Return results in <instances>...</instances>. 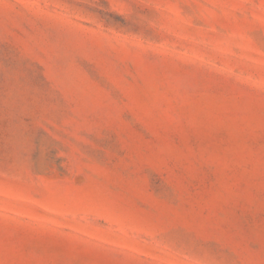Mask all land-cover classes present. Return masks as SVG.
<instances>
[{"label":"rangeland","instance_id":"rangeland-1","mask_svg":"<svg viewBox=\"0 0 264 264\" xmlns=\"http://www.w3.org/2000/svg\"><path fill=\"white\" fill-rule=\"evenodd\" d=\"M0 264H264V0H0Z\"/></svg>","mask_w":264,"mask_h":264}]
</instances>
